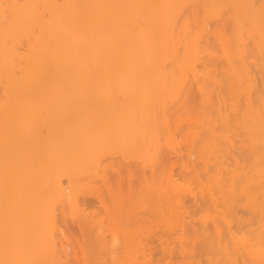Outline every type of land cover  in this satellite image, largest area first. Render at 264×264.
Returning <instances> with one entry per match:
<instances>
[{
  "label": "bare ground",
  "instance_id": "6f19581e",
  "mask_svg": "<svg viewBox=\"0 0 264 264\" xmlns=\"http://www.w3.org/2000/svg\"><path fill=\"white\" fill-rule=\"evenodd\" d=\"M247 58L264 87V0H0V264H100L105 234L114 243L120 233L117 156L166 165L160 139L174 142L172 113L201 121L188 112L215 106L211 155L199 152L196 179L207 194L199 220L227 240L224 249L264 264V151L255 148L264 143V98ZM222 108L238 113L251 146L261 198L248 201L252 222L233 214L239 173L212 149L234 143L213 127L227 123ZM166 171L167 189L191 192ZM173 206V220L161 222L176 242L159 241L183 253L185 208L177 197ZM143 235L109 251V264H162L144 251Z\"/></svg>",
  "mask_w": 264,
  "mask_h": 264
},
{
  "label": "rangeland",
  "instance_id": "374dc122",
  "mask_svg": "<svg viewBox=\"0 0 264 264\" xmlns=\"http://www.w3.org/2000/svg\"><path fill=\"white\" fill-rule=\"evenodd\" d=\"M205 38H207L209 44L212 42L211 33ZM246 64L254 77V92L264 98V87L259 68L253 64L250 58L246 59ZM215 66L218 68L220 63L215 61ZM212 101L214 102L215 98ZM217 109L218 107L215 106L205 112H200L199 109L188 112L194 120L198 119V117L201 119V121L196 120L200 124L202 123L201 126L196 121H186L187 119L184 116L187 113L181 111L172 113L169 119L174 142L171 146H167L165 145V138L161 136L160 139V143L163 146L162 153L167 161L166 165L157 161L144 162L132 157L121 159L120 156H117L115 162L120 167L121 174L116 175V180L120 179V182L123 181V185L120 190H117L116 197L122 198L123 201L121 203L122 213L120 215L115 213L114 216L120 233L114 243H110V235L108 233L105 234L107 242L105 252L107 253L103 255L100 264H109L107 260L109 253L122 251L128 247L130 244L129 236L135 235V233H147V235L141 236L143 239L142 245L146 244L143 249L144 251L146 250L145 252L149 254L150 260L154 263L253 264L243 259L240 254L233 253L230 249H224L223 244L227 240H218L214 234L212 224L210 222L201 223L199 220L206 210L207 203V194L199 192L196 179V174L201 176L203 170V165L199 161V152L205 153V156L211 155L208 144L210 137L207 135V130L211 128V124L208 120L216 115ZM220 114L227 119V123L217 120L213 127L217 132L225 131L229 133L234 143L230 147L228 142L221 140V150L212 149L214 154L222 156L229 167L236 168L239 173V176L234 180L236 201L232 203L233 214L237 219H245L252 222L256 213L251 210V205L248 204V201L250 197L256 201H260L261 198L258 197L259 191L254 181L253 160H248L247 158L250 154L251 146L246 131L237 119L238 113L222 108ZM178 119L182 120L176 122ZM188 132H195L197 136L190 137L187 135ZM255 146L257 151H264V143ZM173 148L175 153H172ZM171 156L176 158L172 159L173 157L171 158ZM181 163L188 165L189 168L182 166ZM164 169H170L169 172L171 173L172 171V178L182 186L190 188L191 192H180L175 195V190L167 189L165 173L167 174L168 171L164 172ZM176 197L179 198L183 205L182 208H185L183 227L184 232L190 237V241L186 244L183 253L177 243H171L168 246L169 252L167 250L164 251L159 241V238H162L176 242L173 239L175 235L166 229L162 225L163 222H161L163 218H169L170 221L173 220V217L171 218V210H174L173 199ZM83 201L92 210L98 207L97 202L91 197H85Z\"/></svg>",
  "mask_w": 264,
  "mask_h": 264
}]
</instances>
